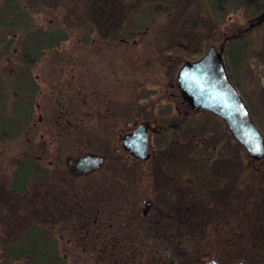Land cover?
I'll return each mask as SVG.
<instances>
[{
	"label": "flooded vegetation",
	"instance_id": "1",
	"mask_svg": "<svg viewBox=\"0 0 264 264\" xmlns=\"http://www.w3.org/2000/svg\"><path fill=\"white\" fill-rule=\"evenodd\" d=\"M78 3V11L59 13L61 28L17 33L11 53L7 43L0 44L7 67L34 89L14 91L16 100L29 98L27 112L23 119L17 112L12 137L4 139L0 79V264H21V258L34 259L33 264L38 258L46 264H264V92L254 101L243 86L244 69L250 67L252 76L264 81L259 64L264 63V0H104L106 16L95 0ZM140 12L150 23L148 14L160 19L190 14L183 36L189 35L193 50L201 39L206 42L204 53L183 60L168 81L172 103L146 102L134 111L132 37L141 28L132 21ZM198 30L204 35L193 38ZM57 32L62 35L57 44L48 43ZM157 32L160 36L162 29ZM209 52L205 70L211 75L214 62L219 65L215 72L231 85L260 135V155L248 154L222 117L193 109L181 98L177 78L183 65ZM176 60H155L156 72L163 78ZM181 110L220 123L216 134L195 138L197 155L177 141L167 143L164 154L163 137L181 124ZM172 111L175 117L167 120ZM140 125H147L146 145L135 156L123 137ZM86 156L101 157L102 164L76 174L77 162ZM26 210L38 214L20 219ZM22 223L30 227L26 238L40 242L37 250L21 251Z\"/></svg>",
	"mask_w": 264,
	"mask_h": 264
},
{
	"label": "rangeland",
	"instance_id": "2",
	"mask_svg": "<svg viewBox=\"0 0 264 264\" xmlns=\"http://www.w3.org/2000/svg\"><path fill=\"white\" fill-rule=\"evenodd\" d=\"M104 0H95V5L99 9V13H103V16L107 15V7L103 4ZM166 4V3H165ZM171 4V3H170ZM4 6L8 7L10 9L6 12V14H1L0 11V44L2 42H8V53L12 52V49L15 46V41L13 39V36L17 33H24L28 32L29 28H38L41 30H51L55 28H61L64 25L63 18L60 17L59 13L61 15H65L68 12H76L78 11L79 3L78 0H0V9L2 10ZM91 10V9H89ZM19 11L25 12L24 15L18 14ZM138 11V9H137ZM175 14L176 9H174ZM188 12H191L189 9H187ZM97 12V14H99ZM141 16L135 17L133 16V24L134 26L141 28V33L139 36L133 35V74H132V104H133V110H136V107H142L146 108L148 106L149 102L150 106L156 105V102L158 104H164L163 106H167V104L172 103V100L168 96L169 89L167 87L168 81H174L175 75L177 70L180 68L183 60L187 61H193L197 58H199L203 53L204 49L200 51L201 47L205 46V38L200 40V46L196 48V50H193L190 48L189 45V35L183 36V32L187 31L188 33V26H189V15L185 13L182 18L179 16L173 18H165V15L162 16L163 18H159L158 16L160 14L154 15L152 18L150 14H148V20L152 21L146 22L145 17L146 12H140ZM185 16V17H184ZM4 17V18H2ZM161 17V15H160ZM23 21H29V25H25V22ZM198 20L202 21V26H206V22L204 21V18H197ZM100 20H103V18H100ZM163 20L164 24L160 26L159 24ZM73 22L72 26L77 28V22L76 20H71ZM12 22V23H11ZM143 23V25H141ZM23 25V26H22ZM25 26H31L26 28ZM144 26L148 27V32L142 34L144 31ZM160 26V29H162V34L160 32V36L157 35L158 30L157 27ZM22 27V28H20ZM25 28V29H24ZM75 28V29H76ZM27 29V30H26ZM157 29V30H156ZM182 29L184 31L182 32ZM200 29V27L198 28ZM201 32V33H200ZM198 30L196 32V35H193V38H199L200 36H203L202 30ZM76 33V31H74ZM75 37V35H73ZM163 39V40H161ZM173 43H181L183 48L178 49ZM264 42V41H263ZM169 44V45H168ZM261 47L264 46L262 45ZM1 49V46H0ZM32 49V47H30ZM162 49V50H161ZM161 51V52H160ZM256 52V51H253ZM264 52V50H263ZM0 51V79L5 80L4 82V100H6L7 108H9L12 111L11 104L15 100L14 96V86L18 85L19 82H17V78H14V80H8L9 76V68L7 67L6 63L2 60L5 58H8L7 56H2ZM264 57V55H263ZM161 59H171L176 58L177 62L171 64L170 67H165V73L164 77L160 76V72H156V68L154 66L155 60ZM257 58V57H256ZM103 61H109V59L102 58ZM252 62V61H251ZM260 65H264L263 62L259 63ZM168 68V69H167ZM138 69V70H137ZM5 70V71H4ZM261 71L262 68H259ZM258 70V74H260ZM4 71V72H2ZM96 73V72H95ZM243 74L246 77L245 82L243 83V86H248L247 92L252 97V100H257V97L260 95V93L264 90L261 88L264 87V81H259L257 78L253 77V68L250 67L248 69H244ZM147 75V76H145ZM8 80V81H7ZM1 89V86H0ZM1 92V90H0ZM1 97V96H0ZM1 100V98H0ZM254 100V101H255ZM146 103V104H145ZM16 105V102L14 103ZM177 105V104H176ZM10 112V111H9ZM181 115L179 116L178 122L181 124L170 132L168 135V139H166V143L169 145L173 143V141H177L178 143L183 142L187 145L186 151H192L193 153L191 155H197L200 152V144L194 146L195 138L197 139H207L210 135L216 134V132L220 131V123L217 120H214L210 118L208 115L204 113H198L197 115H191L188 112V115H184V110H181ZM167 120H170L175 117L173 111L170 115L165 114ZM264 115L262 116V126L261 131L264 133ZM213 126L215 129H213ZM209 140V139H208ZM170 142V143H169ZM188 144L190 146H188ZM231 146L235 147V143L231 142ZM165 153L169 152L167 150V147H165ZM177 150V148H176ZM173 154H176L174 149H172ZM179 153V151H177ZM240 154V153H239ZM172 155V154H171ZM240 155H243L241 153ZM171 164V163H170ZM183 170V169H182ZM199 170V168H198ZM225 170V171H224ZM223 171L227 173L230 171L228 168V171L226 168ZM213 171H215V168H213ZM232 171V170H231ZM229 172L232 173V172ZM224 173V174H225ZM208 174V171L206 175ZM264 186V185H262ZM262 205V208H264V202ZM261 223V222H260ZM36 230L40 229L35 228ZM25 232L21 236V240L24 237ZM43 261L44 259L41 258ZM41 259L38 258V261L40 264ZM29 261L23 260L21 264H27Z\"/></svg>",
	"mask_w": 264,
	"mask_h": 264
},
{
	"label": "water",
	"instance_id": "3",
	"mask_svg": "<svg viewBox=\"0 0 264 264\" xmlns=\"http://www.w3.org/2000/svg\"><path fill=\"white\" fill-rule=\"evenodd\" d=\"M210 56L209 52L201 61L183 65L177 78L182 100L193 109L208 110L222 117L232 138L241 144L248 154L260 155L262 153L260 135L251 125L247 111L231 85L215 72L219 65L214 62L211 75L205 70L206 59ZM218 94H222V97ZM145 126L147 125L138 126L131 134L123 137L124 147L130 148L135 156L142 155L145 151ZM101 164V157L86 156L77 162L74 172L81 174L88 170L93 171Z\"/></svg>",
	"mask_w": 264,
	"mask_h": 264
},
{
	"label": "trees",
	"instance_id": "4",
	"mask_svg": "<svg viewBox=\"0 0 264 264\" xmlns=\"http://www.w3.org/2000/svg\"><path fill=\"white\" fill-rule=\"evenodd\" d=\"M9 10L10 9H8V7H6V6H4V8L2 10L0 9L1 14H3V13L6 14V12L9 11ZM19 12L23 13V11H19ZM2 18H4V17H2ZM0 20H1V16H0ZM21 21L22 22H25V25H27L26 23L29 22L27 20L26 21H23L22 19H21ZM25 27L28 28L29 26H25ZM54 35H55V37H54ZM56 36L62 37L61 32H57L56 34L49 35V40L47 42L48 43H52V44H57V42H55L56 41L55 40ZM5 43H8V42H5ZM8 68L10 70V73H9V76L10 77H8V80H10V78H11V80H14V78H17L16 81L19 82V84H20V85L18 84V85H15L14 86V91L17 89L18 92H24V91L30 92V93H33L34 92V89L33 88H28L27 85H24L25 82H26L25 78H22L21 76H18L17 77L15 75L14 71H11V69H13L11 66H8ZM4 71H2V72H4ZM4 82H5V80H4ZM22 86H25L26 88H24ZM28 101H29V98L27 96H24L23 95V97L20 100L13 101V103L11 104V106H12V111H11L9 108H7L6 100H4L5 114L1 117V119H2L1 120V124L3 125L4 133H5L4 136H3L4 139H7V138L12 137L11 135H12L14 129L16 128L15 122L17 121L16 118H18L17 112H19V115H20L21 119H23V117L25 116L24 113L27 112L25 109L28 107ZM15 102H16V105H14ZM18 108H20L21 110H17ZM7 109H9L10 112H8ZM166 139H167V135H164V137H163V140H164L163 145L165 147L167 146ZM201 170H202V167L199 169V171H201ZM25 214H26L25 216L20 215V219L30 218V217H36V215L38 213L36 211H33V210H26ZM24 225L25 224L22 223V226H21V230H22L21 231V236L23 235V233H24V231H25L26 228H30V227L24 226ZM35 228H37V227H35ZM31 229H34V228L32 227ZM37 230L36 231L35 230L33 231V233H36L35 235H39L40 234V232L37 231ZM26 237H28V236L24 235V237L22 238V241H21V246H22L21 247V251L22 252H25L26 250H34V249L37 250V247H39V243L40 242H37V241L34 242L33 240L30 242L29 241L30 238H26ZM22 256H23V253H22ZM23 260H25V259L21 258V261H23ZM25 261H30L29 264H33L35 260L34 259H31V260H25ZM38 263H39V261L37 259L36 264H38ZM40 264H46L45 263V259H44V261L41 259Z\"/></svg>",
	"mask_w": 264,
	"mask_h": 264
}]
</instances>
